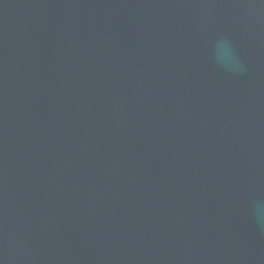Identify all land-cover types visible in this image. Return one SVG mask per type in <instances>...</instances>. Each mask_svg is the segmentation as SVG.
I'll list each match as a JSON object with an SVG mask.
<instances>
[{
    "label": "water",
    "instance_id": "obj_1",
    "mask_svg": "<svg viewBox=\"0 0 264 264\" xmlns=\"http://www.w3.org/2000/svg\"><path fill=\"white\" fill-rule=\"evenodd\" d=\"M258 206L264 0H0V264H264Z\"/></svg>",
    "mask_w": 264,
    "mask_h": 264
},
{
    "label": "clouds",
    "instance_id": "obj_2",
    "mask_svg": "<svg viewBox=\"0 0 264 264\" xmlns=\"http://www.w3.org/2000/svg\"><path fill=\"white\" fill-rule=\"evenodd\" d=\"M216 55L221 65L226 68L230 69L231 63L236 62L235 50L231 45V42L227 39H223L220 42H218ZM256 219H257L258 227H260V229L264 231V213H261L259 211V206L256 213Z\"/></svg>",
    "mask_w": 264,
    "mask_h": 264
}]
</instances>
